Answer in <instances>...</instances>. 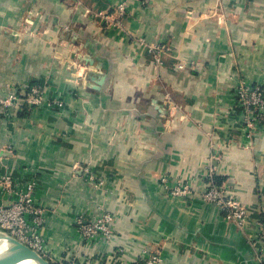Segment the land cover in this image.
<instances>
[{
    "label": "crops",
    "instance_id": "crops-1",
    "mask_svg": "<svg viewBox=\"0 0 264 264\" xmlns=\"http://www.w3.org/2000/svg\"><path fill=\"white\" fill-rule=\"evenodd\" d=\"M120 1L0 0V95L44 81L67 100L1 111L0 178L36 175L57 264H136L146 251L164 264H264V123L249 128L236 97L240 81L264 83V0H129L111 28L102 13ZM209 168L247 205V228L201 196ZM162 174L194 191L171 196ZM100 208L115 214L112 239L82 240L76 217Z\"/></svg>",
    "mask_w": 264,
    "mask_h": 264
},
{
    "label": "built area",
    "instance_id": "built-area-1",
    "mask_svg": "<svg viewBox=\"0 0 264 264\" xmlns=\"http://www.w3.org/2000/svg\"><path fill=\"white\" fill-rule=\"evenodd\" d=\"M148 4L151 0H139ZM129 0H121L113 12H104L102 16L105 23L111 28L122 26L128 10ZM156 60L161 62L162 53L167 45L159 44L154 47ZM29 89L33 96H40V84H30ZM236 97L243 109L248 127L255 129L264 123V83L253 84L247 80L240 81L236 88ZM57 100V99H55ZM206 172L205 180L201 186V196L205 201L218 205L227 216L235 221L240 228H247L250 224V213L237 196L231 195L226 188L219 184L214 176L213 168ZM168 181H169V177ZM165 179V184L167 181ZM94 179V176H92ZM96 179V178H95ZM164 180V179H163ZM170 195L185 197L194 189L191 183L183 179H172ZM37 179L18 178L6 172L0 178V231L7 232L28 244L44 256H48L47 242L43 235L45 225V210L35 199ZM7 196L6 198L1 195ZM2 197V198H1ZM115 215L108 210L100 208L91 218L79 215L75 225L82 240L109 242L114 234ZM257 238L264 242V217L256 221ZM136 264H164V258L158 251H146L144 257Z\"/></svg>",
    "mask_w": 264,
    "mask_h": 264
},
{
    "label": "rangeland",
    "instance_id": "rangeland-1",
    "mask_svg": "<svg viewBox=\"0 0 264 264\" xmlns=\"http://www.w3.org/2000/svg\"><path fill=\"white\" fill-rule=\"evenodd\" d=\"M84 61L85 60L81 62L85 64ZM74 74L76 77H82L86 75L85 70L83 69L80 71L79 68L74 71ZM33 84H40L41 95L38 97L33 96V94L31 93L29 89L30 84L28 83H23V84H19L15 86H13L12 84H9V91L7 93L0 95V116L2 112L10 114V113H13L14 110L15 111L20 110L21 112H25L26 114L34 112V111L55 112V111H59L63 109L66 106L67 100L64 97V95H61V93H59V91L52 90L50 86L44 81L42 82L40 81L38 83H33ZM87 172H89L88 173L89 180L95 182L96 175H94L93 171L88 168ZM34 176L36 177L35 174ZM92 176H94V179H92ZM167 177H169V181ZM166 178H167V181L165 184ZM172 179H174L172 176L168 174H162L159 177L160 185H162L164 189L167 187L170 188V186L168 185L173 184V182H171ZM175 179H179V177H175ZM46 257L50 259L49 255L48 256L46 255ZM54 263L57 264L56 262Z\"/></svg>",
    "mask_w": 264,
    "mask_h": 264
},
{
    "label": "water",
    "instance_id": "water-1",
    "mask_svg": "<svg viewBox=\"0 0 264 264\" xmlns=\"http://www.w3.org/2000/svg\"><path fill=\"white\" fill-rule=\"evenodd\" d=\"M98 82L99 84L94 85L95 88L100 87L102 80H98ZM12 259H29L33 264H55L51 259L17 237L0 231V264H10Z\"/></svg>",
    "mask_w": 264,
    "mask_h": 264
},
{
    "label": "bare ground",
    "instance_id": "bare-ground-1",
    "mask_svg": "<svg viewBox=\"0 0 264 264\" xmlns=\"http://www.w3.org/2000/svg\"><path fill=\"white\" fill-rule=\"evenodd\" d=\"M10 264H33V263L29 259H26V260L12 259V261L10 262Z\"/></svg>",
    "mask_w": 264,
    "mask_h": 264
}]
</instances>
